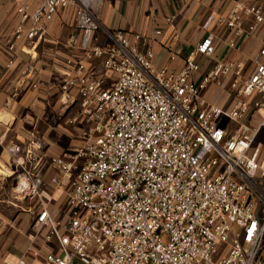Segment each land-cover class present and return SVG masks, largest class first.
<instances>
[{
  "label": "built area",
  "instance_id": "1",
  "mask_svg": "<svg viewBox=\"0 0 264 264\" xmlns=\"http://www.w3.org/2000/svg\"><path fill=\"white\" fill-rule=\"evenodd\" d=\"M9 1L10 53L46 41L57 14L72 10L79 36L65 46L76 58L64 61L60 92L83 137L47 161L37 140L9 148L17 176L5 199L31 214L17 264L42 255L40 264H264V46L249 75L226 60L197 79L198 59L215 54L211 33L176 71L154 65L148 36L103 29L100 0ZM216 21L246 38L264 15L238 2ZM229 75L233 96L208 102L207 87L222 89ZM44 163L57 172L55 188H66L59 210L50 197L33 207Z\"/></svg>",
  "mask_w": 264,
  "mask_h": 264
},
{
  "label": "crops",
  "instance_id": "2",
  "mask_svg": "<svg viewBox=\"0 0 264 264\" xmlns=\"http://www.w3.org/2000/svg\"><path fill=\"white\" fill-rule=\"evenodd\" d=\"M238 2L257 6L264 15V0H100L97 14L105 30L148 36L150 41L145 49L152 51L154 65L176 71L182 68L184 59L199 41L206 34H213V58L198 59L201 70L195 78L200 79L215 63L226 60L240 62L249 69L253 57L264 46V23L246 38L236 37L230 29L217 23L216 17L227 15ZM16 23L14 4L0 0V264H17L28 245L31 220L30 213L17 211L16 203L5 199L17 176L11 175L17 167L9 148L12 145L24 147L37 140L42 147L37 153L47 161L78 148L83 140L82 127L70 123L76 106L63 107L60 92L64 61L76 58L75 51L65 46L79 36L72 10L57 14L48 27L46 41L17 42L15 52L10 53L5 43ZM156 30L160 35L154 36ZM171 57H175L174 60ZM252 70H247L245 75ZM222 80V89L210 84L205 90L208 102H226L225 93L233 96V75ZM40 167L44 193L34 200L33 207L37 209L41 203H48L50 197V207L59 210L66 188H55L52 184V178L57 176L55 170L45 163ZM42 257L34 264H40Z\"/></svg>",
  "mask_w": 264,
  "mask_h": 264
},
{
  "label": "rangeland",
  "instance_id": "3",
  "mask_svg": "<svg viewBox=\"0 0 264 264\" xmlns=\"http://www.w3.org/2000/svg\"><path fill=\"white\" fill-rule=\"evenodd\" d=\"M5 210H7V209H5ZM8 212H10L9 210H7ZM10 213H13V212H10ZM14 214V213H13ZM30 223V222H29ZM30 225V224H29Z\"/></svg>",
  "mask_w": 264,
  "mask_h": 264
}]
</instances>
